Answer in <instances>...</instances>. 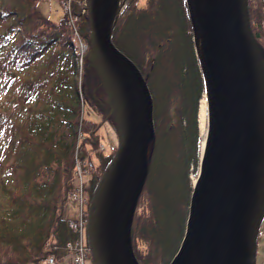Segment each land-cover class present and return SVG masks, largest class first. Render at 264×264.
I'll return each mask as SVG.
<instances>
[{"label":"trees","instance_id":"trees-1","mask_svg":"<svg viewBox=\"0 0 264 264\" xmlns=\"http://www.w3.org/2000/svg\"><path fill=\"white\" fill-rule=\"evenodd\" d=\"M40 1L0 0V264H39L51 256L59 264L70 256L68 243L80 237L64 218V208L77 191L76 158L81 152L82 158L98 161L87 185L92 198L117 150L101 151V124L80 119L71 31L65 15L52 20ZM248 16L264 60V32L255 28L264 22V0H248ZM82 22L90 40L88 14ZM112 38L139 67L154 100L149 171L134 216L133 246L140 264H152L150 255L159 246L160 258H167L162 263L170 264L189 216V167L194 164L196 174L199 168L197 112L206 78L196 21L188 0H129L116 16ZM83 75V98L116 129L114 117H108L104 84L88 54ZM44 169L45 176L54 175L51 182H40ZM261 236L264 214L258 242ZM136 237L150 243L151 252L141 250Z\"/></svg>","mask_w":264,"mask_h":264},{"label":"water","instance_id":"water-1","mask_svg":"<svg viewBox=\"0 0 264 264\" xmlns=\"http://www.w3.org/2000/svg\"><path fill=\"white\" fill-rule=\"evenodd\" d=\"M210 3L204 61L201 58L206 89L207 85L213 89L209 138L191 197L185 236L170 264H188L191 248L208 232L217 213L223 214L222 233L228 244H234L241 252V260L231 264H257L260 226L256 231L250 228L255 213L238 214L235 168L230 162L234 161L240 173L246 169L241 161V130L248 121L254 125L255 109L262 106L264 81L260 70L264 60L250 29L248 0H210ZM195 10L196 2L192 13L197 25ZM115 19L111 17L109 0H88V56L104 84L110 106L108 117L112 115L115 119L119 144L92 195L87 242L95 264H140L133 246L132 226L149 171L154 102L139 67L113 42ZM228 57L244 72L243 83L238 86L231 83L224 70V60ZM115 84L119 92L118 107ZM257 179V169H250L248 180L255 198L261 200L264 174L262 182ZM216 180L220 185V201L218 206H213L207 200L206 188ZM263 214L264 210L262 218Z\"/></svg>","mask_w":264,"mask_h":264},{"label":"bare ground","instance_id":"bare-ground-1","mask_svg":"<svg viewBox=\"0 0 264 264\" xmlns=\"http://www.w3.org/2000/svg\"><path fill=\"white\" fill-rule=\"evenodd\" d=\"M88 7V0H85ZM210 0H196L195 15L197 19L198 35L200 36L198 47L201 58L204 61V42L207 36L208 16L211 8ZM111 17L114 18L119 14L122 7V0H109ZM88 10V8H87ZM99 71L103 74L101 64L97 65ZM224 70L229 76L231 83L238 86L243 83L244 72L240 65H237L231 57L225 58ZM260 76L264 81V63L260 70ZM115 104L117 107L120 104L119 92L117 85H114ZM213 89L207 85L201 107V132L204 137L202 142V152L208 143L209 138V121L210 112L213 107ZM253 123H244L241 130V161L246 165L243 172H239L234 161L230 165L235 168V195L238 204L239 216L247 213H255V217L250 219V228L256 231L261 223L262 212L264 210V193L261 200L255 198L253 188L248 180L250 169H257L258 182H262L264 174V91L262 95V106L258 105L254 112ZM256 125V126H255ZM257 127L259 131L257 130ZM198 182V178L195 179ZM219 190L220 185L218 180L212 182L206 188L207 200L213 206L219 205ZM223 214L217 213L213 217V222L208 229V232L197 242L194 243L189 254L188 264H231L241 260V252L234 244L229 243L224 237L222 229ZM206 245L208 248L202 255L201 249Z\"/></svg>","mask_w":264,"mask_h":264},{"label":"rangeland","instance_id":"rangeland-1","mask_svg":"<svg viewBox=\"0 0 264 264\" xmlns=\"http://www.w3.org/2000/svg\"><path fill=\"white\" fill-rule=\"evenodd\" d=\"M128 1L129 0H122L121 10H122V8H124V6L126 5V3ZM189 2H190L192 11H194L196 0H189ZM76 6L78 7V9L75 11ZM1 8H4L3 4L1 5ZM40 9L42 10V12L45 15H47L48 17H50L52 20H54L56 22H59L60 19L65 15L66 25L71 31L73 49H74V52L76 54V60H77V65H78V72L74 76V79L76 80V84H77V92L81 98V115H82V117L80 119L81 120L87 119V120L95 121V122H97V124H101L100 128L98 130V133H97L101 138V143L99 145L101 151L108 152V151L112 150L114 147L117 149V146L119 144L118 143V134H117V131H116L112 121L104 120L103 115L101 113H99L97 111V109L92 108L83 98V77H84L83 65L85 62V58H86L87 54H89V51H90V40H88V38L84 37L85 35L83 34V31H82L83 17L86 14H88V10L86 9L85 0H41L40 1ZM121 10H120V12H121ZM16 28L18 31L19 26ZM255 28L257 30H262L264 32V22H262L258 26H255ZM89 30H90V28H89ZM16 32H13V34L11 36L12 38L15 37V35L17 34ZM198 42H199V38L197 41V48H198V52H199ZM199 54H200V52H199ZM205 91H206V84H205L204 93L200 99L198 112H197L198 113L197 114V122H198V128H199V138H200L199 168H198L197 174L194 173V170H195L194 164H192V165L190 164V167H189V170L191 172L190 179H191L193 191H194V186L196 185V183L194 181H195V179H197L199 177L201 159H202V155H203L202 142H203L204 137H203L202 132H201V107H202V100L204 98ZM153 102H154V100H153ZM153 117H154V113H153ZM82 127H83V125H82ZM209 127H210V121H209ZM79 131H81V129ZM79 138H80L79 142H81L82 138H84V135L82 132H80ZM88 147L90 150L93 149L91 145H88ZM149 147H150V144H149ZM80 156H81L80 158L82 160L80 158H78V156L76 158L77 163H76L75 174L77 176V184H78L77 185V191H76L75 195H73L72 197H70L67 200L66 204H68L69 202H72V201H73L72 203L75 202L73 205V208H75V206H77V209H79L80 213H81V215H80L82 217L81 219L87 220L86 217H88V209H89V205H90V202L92 199V198H90V191L87 188V185H88V180H90V178L92 177V174L94 173V178L96 176L95 170H96V166L98 165V163H97L98 161H96V159H95V160H93L94 161L93 162L92 160H89V158H82L83 154H81V152H80ZM79 164H80V168H79ZM46 172H47V170L44 169L39 176L41 183L43 180H45L47 178L49 179V182H51L52 178L54 177V175L49 176L48 173L45 176ZM193 191H191V193H193ZM143 202H144V199L142 200V202L140 204V207H141L140 211L141 212L143 211V208L145 205ZM185 232H186V222H185V229H184L183 235H185ZM81 233H82V241L85 242V244L86 243L88 244L86 227L82 228ZM84 238H85V241H84ZM136 239H137V237H136ZM137 242H138V246L140 247L141 250L143 249V251L147 252V253L151 252L150 243H145L144 240H139V238L137 239ZM180 244H181V242H180ZM180 244H179V247H180ZM258 244H259L258 245L259 246L258 247L259 252L257 255V262L261 263L264 260V237L263 236H261L259 238ZM207 248L208 247L206 245L203 246L204 250H203V252L201 251L202 255L204 254V252H206ZM158 252H161L160 246H159V249L157 251V254H153L152 256L150 255L152 264H163L162 262L167 261L166 256H165V258H160L161 253H158ZM172 258H174V257L169 256L168 257L169 260L167 263L172 261ZM85 260L87 261V264H95L90 253L87 254V258ZM39 264H49V263H48V260H42ZM59 264H74L72 254L70 256L65 257L64 260L59 262Z\"/></svg>","mask_w":264,"mask_h":264},{"label":"built area","instance_id":"built-area-1","mask_svg":"<svg viewBox=\"0 0 264 264\" xmlns=\"http://www.w3.org/2000/svg\"><path fill=\"white\" fill-rule=\"evenodd\" d=\"M87 9V7H86ZM80 168V164H79ZM82 217L79 216L77 219L72 220L70 222V226L79 234V240L76 242H69L68 247L72 252V258L74 264H84L85 259L87 258V254L90 253V248L82 241V228L87 226V220H82ZM87 219V217H86ZM49 264H56L55 259L53 256L48 258Z\"/></svg>","mask_w":264,"mask_h":264},{"label":"crops","instance_id":"crops-1","mask_svg":"<svg viewBox=\"0 0 264 264\" xmlns=\"http://www.w3.org/2000/svg\"><path fill=\"white\" fill-rule=\"evenodd\" d=\"M73 202V201H72ZM69 202L68 204H65V208H64V218L67 220H75L77 219L81 213L80 210L77 209V206H75V208H73L74 203ZM85 241V238H84ZM87 264V261L85 260V263Z\"/></svg>","mask_w":264,"mask_h":264}]
</instances>
